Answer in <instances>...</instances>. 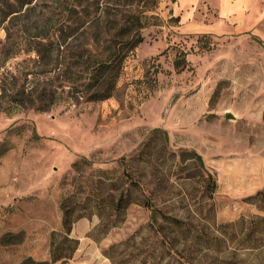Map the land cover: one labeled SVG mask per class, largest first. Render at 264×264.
I'll list each match as a JSON object with an SVG mask.
<instances>
[{"label": "rangeland", "instance_id": "rangeland-1", "mask_svg": "<svg viewBox=\"0 0 264 264\" xmlns=\"http://www.w3.org/2000/svg\"><path fill=\"white\" fill-rule=\"evenodd\" d=\"M197 1L186 6L181 24L173 16L177 0H0V264L49 258L50 232L60 229L59 202L67 195L73 203L90 197L93 213L73 223L78 245L66 264H116L123 257L124 264H184L149 227L141 204L131 203L113 222L112 198L129 185L124 171L161 211L190 215L211 231L212 215L216 223L264 215L242 200L264 187V0L233 7L228 0ZM136 16L143 41L124 60L111 97L67 98L45 111L11 102L2 108L3 89L35 84L54 65L43 66L34 48L36 25H77L76 34L103 39ZM142 145L146 153L134 157ZM189 149L215 175L212 199ZM130 188L131 199L142 197ZM245 258L264 264V250Z\"/></svg>", "mask_w": 264, "mask_h": 264}, {"label": "trees", "instance_id": "trees-1", "mask_svg": "<svg viewBox=\"0 0 264 264\" xmlns=\"http://www.w3.org/2000/svg\"><path fill=\"white\" fill-rule=\"evenodd\" d=\"M135 19L136 22L130 21L129 25L119 24L114 33H110L107 38H103L104 40L101 36L87 37L85 32L76 34L77 25H71V28L68 27L69 30L68 28L64 30L63 25L53 29L55 27L50 25V21L36 25L34 27L36 31L32 35L36 39L34 48L43 66H47L52 61L54 65L43 70V79L35 84L25 80L19 85L13 83L10 89H3L5 93H1L2 108L6 102H11L14 106L45 111L49 106L67 98L75 102L80 98L85 102H94L111 97L122 72L124 60L143 41L140 34L143 26L137 16ZM55 30L58 33H55ZM61 48H67L69 51L62 55ZM99 48H102V53H98ZM150 132L155 134L160 132V129L153 128ZM144 153L146 148L142 145L134 157ZM186 154L193 158L194 166L202 172L204 189L208 197L212 199L217 187L214 173L205 166L202 156L195 150H186ZM118 162L126 166V157L121 156ZM76 164L77 161L72 164L73 167ZM123 175L129 185L121 188L117 197L112 198L111 205L115 215L113 222L119 221L118 218L131 203L141 204L148 211L149 227L161 236L163 242H166L170 255L171 253L175 255L180 262L184 264H244L247 255L258 256L263 252L264 215H241L234 221L221 223H216L212 215L215 231H211L207 224L194 223L190 215L184 218L167 215L155 206L138 180H134L127 171H124ZM131 186L140 191L141 198L131 199ZM72 197L67 195L59 202L60 229L50 232L49 258L36 260L27 256L18 264H66L68 262L78 245V240L70 236L73 223L93 213L88 204L90 197H86L81 203H73ZM242 200L255 204L259 211H264V187ZM102 202L100 194L96 193L94 204L100 217H103ZM102 223L101 218L99 226H102ZM106 227L105 222L102 229L106 230ZM120 244L122 243L113 244L110 248ZM207 258H210V261H207ZM126 261L123 257L115 263L124 264ZM144 263L145 261L142 262Z\"/></svg>", "mask_w": 264, "mask_h": 264}, {"label": "crops", "instance_id": "crops-1", "mask_svg": "<svg viewBox=\"0 0 264 264\" xmlns=\"http://www.w3.org/2000/svg\"><path fill=\"white\" fill-rule=\"evenodd\" d=\"M177 1H178L177 9H174L173 16H175V17L181 16V22H182L181 24H184L186 18H184L182 15H183V12H184L186 6H187V8L188 7L191 8V6H195V5L196 6H200V2H198L197 0H177ZM227 3H228L229 7H233V5H235L236 3L237 4H242L243 6H249V4H251V0H228ZM205 5L209 8L210 4L208 3V4H205ZM178 7H180V8L178 9ZM233 15H235V11H234V14H231L230 16L233 17ZM240 20H242V18H240ZM197 30L200 31V32H212L213 31L210 28H208V29L197 28Z\"/></svg>", "mask_w": 264, "mask_h": 264}, {"label": "water", "instance_id": "water-1", "mask_svg": "<svg viewBox=\"0 0 264 264\" xmlns=\"http://www.w3.org/2000/svg\"><path fill=\"white\" fill-rule=\"evenodd\" d=\"M224 117H225V118H228V119H234V118H235L234 115H233L232 113H230V112H226V113L224 114Z\"/></svg>", "mask_w": 264, "mask_h": 264}]
</instances>
